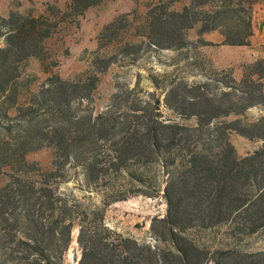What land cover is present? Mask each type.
I'll return each instance as SVG.
<instances>
[{"label": "trees", "instance_id": "trees-1", "mask_svg": "<svg viewBox=\"0 0 264 264\" xmlns=\"http://www.w3.org/2000/svg\"><path fill=\"white\" fill-rule=\"evenodd\" d=\"M210 1L198 0L197 6ZM235 1V12L252 5V0ZM156 9L148 13L147 42L161 50L182 47V29L192 28V20L201 16L207 28L222 13L200 10L190 19L193 10L187 7L166 17ZM120 22L107 25L99 41L117 38ZM28 23L4 33L0 47V264H64L75 228L77 264H264V250L209 251L184 235L185 230L223 224L231 225L236 237L264 230V115L251 123L238 119L252 107H264V60L239 83L231 79L232 85H224L230 92L218 87L207 96L206 83L185 87L172 82L164 102L179 118H194L192 126L162 120L160 100H144L134 89L114 94L110 105L95 113L91 102L97 76L69 81L51 72L42 47L50 34L39 31L37 19ZM220 36L218 45L248 46L250 33ZM29 59L42 62L48 75L35 88L34 76L23 65ZM110 64L97 57L95 73ZM231 115L237 118L218 121ZM231 133L257 139L262 146L239 156L229 141ZM44 148L52 151L47 171L27 160ZM76 169L88 188L110 189L112 202L161 196L166 215L160 222L167 227L171 248L140 247L120 235L107 239L110 231L96 219L98 212L79 210L60 191ZM149 170L148 181L144 174Z\"/></svg>", "mask_w": 264, "mask_h": 264}, {"label": "rangeland", "instance_id": "rangeland-1", "mask_svg": "<svg viewBox=\"0 0 264 264\" xmlns=\"http://www.w3.org/2000/svg\"><path fill=\"white\" fill-rule=\"evenodd\" d=\"M0 0V47L4 45L3 34L25 24L29 27L37 19L39 31H48L50 37L42 43L46 67L63 80L76 81L89 75L98 78L97 88L91 102L94 112L104 111L112 102L114 94L125 89H134L145 100L155 97L160 100L159 113L162 120L195 125L194 118L181 119L164 102L166 89L172 82L181 81L185 87L206 83L204 93L214 95L218 87L232 85L231 79L239 83L256 68L253 65L264 60V0H252L250 8L232 11L237 1L212 0L198 8V0ZM84 5H89L84 8ZM231 5V6H229ZM231 7L226 10L225 7ZM156 7L157 14L165 17L170 12H182L187 7L193 13L204 10L208 13L222 11L218 19L204 28L201 16L192 20V28L183 27V45L180 48L158 49L149 46L147 37L148 13ZM225 8V9H224ZM195 9V10H194ZM121 18L117 25L119 35L113 40L100 36L107 25ZM186 25V24H185ZM121 28V29H120ZM209 32H203V31ZM250 33L247 38L252 52L232 48H219L220 33ZM109 35V33H108ZM216 44L205 46V43ZM254 51V52H253ZM250 53L255 60L244 58ZM97 57L110 62L103 73H95ZM27 75L34 76V86L42 83L47 74L42 72V62L29 59L24 64ZM45 67V66H44ZM263 92H264V81ZM35 88V87H34ZM223 90L230 92L229 88ZM187 94V93H186ZM264 115L263 106L248 109L239 116L251 123ZM231 115L218 121H232ZM217 121V122H218ZM229 141L239 156L251 154L262 146L259 140H249L231 133ZM27 160L37 164L42 171L51 167L52 151L44 148L30 153ZM153 171H148L149 181ZM60 191L76 201L79 210L98 212L99 219L110 231L105 236L115 235L133 240L140 247L164 250L171 248L167 227L160 222L166 215V205L161 196H132L125 200L110 201L111 190L88 188L80 170L69 173V178L60 185ZM89 218L94 220L92 215ZM232 226L219 225L211 229H189L184 235L196 246L209 251L237 247L247 251L264 250V230L250 236L236 237ZM78 230L72 232V243L64 257V264H77L80 251L76 243Z\"/></svg>", "mask_w": 264, "mask_h": 264}, {"label": "crops", "instance_id": "crops-1", "mask_svg": "<svg viewBox=\"0 0 264 264\" xmlns=\"http://www.w3.org/2000/svg\"><path fill=\"white\" fill-rule=\"evenodd\" d=\"M232 48V49H236V50H239V52H241L240 50H244L243 52H252V50L248 47V46H220L219 48ZM254 52V51H253ZM249 55L246 56L244 58V60L246 62H253L255 60V58L251 57L250 53H248Z\"/></svg>", "mask_w": 264, "mask_h": 264}]
</instances>
